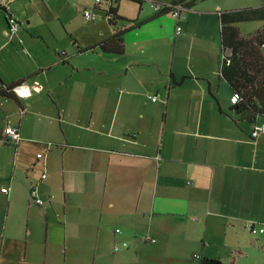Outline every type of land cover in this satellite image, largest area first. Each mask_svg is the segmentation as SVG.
Returning a JSON list of instances; mask_svg holds the SVG:
<instances>
[{"label": "crops", "instance_id": "crops-1", "mask_svg": "<svg viewBox=\"0 0 264 264\" xmlns=\"http://www.w3.org/2000/svg\"><path fill=\"white\" fill-rule=\"evenodd\" d=\"M42 2L52 10L50 0ZM90 3L91 0L72 1L73 6H79L81 10ZM119 3L117 14L122 17ZM194 4L185 9L189 17L211 12H197ZM185 10L182 11V19H186L183 14ZM52 12L51 21L63 20L64 15L59 10ZM14 17L20 25L15 14ZM140 25L128 27L134 26L135 29ZM128 27L124 25L123 28ZM52 33L50 31L49 41ZM112 33L109 32L104 38ZM126 33L123 36L124 52L117 55L125 57L122 62L124 67L113 73L114 76L120 75V78L111 80L112 90L116 91L112 94L98 93L87 97L81 85L87 79L81 77L80 72L93 69L68 62L63 48L60 50L61 46L56 43L47 44L45 51H53L56 57L64 54L60 58V65L59 61H52V66L32 60L22 69L19 68L21 73L1 74L0 81L3 83L19 79H23V83L15 89L16 101L0 97V106L7 105L10 110L18 108L22 112L18 121L10 123L19 129L20 141L17 143L2 138V129L8 122V116L11 117L7 111L2 114L0 178L14 183L16 162L23 163L20 168L24 166V170L28 171V166L24 164L27 160L24 149L26 145H31L29 143L45 145L48 152L54 147L60 157L56 178H60L64 203L68 204L54 233L62 235L65 245L96 246L92 248V255L82 253L62 259L47 255L45 249L43 253L46 254L33 257L28 264H103L105 256H110L104 254L103 245L106 241H117L124 247L111 256L114 264H194L193 256L198 252L201 260L210 259L204 255L203 244L200 247L204 241L200 235V224L202 220L206 227L209 224L206 216L228 217L243 223L244 227L247 222H254L255 227L258 221L264 222V133L252 140V124L230 111L233 93L220 78L219 69L216 76L206 68L207 73L185 74L171 65L168 71L170 80L166 79L165 97L155 107L161 114L157 121L153 113L139 112L142 107V89H139L142 80L137 76L142 72H135V69H150V66L143 65L139 59L130 56L131 53L128 54ZM21 36V44L17 42L16 36L10 39L5 37L12 49L20 48L23 51L25 48ZM38 36L41 42L46 39L41 32ZM27 41L29 45H34L35 40ZM6 45L4 42L0 48ZM94 51L96 49L90 52ZM54 70L53 84L45 80L43 83L38 82V78L46 75L44 71ZM30 79H33V85L24 97L21 88ZM171 80L172 83L175 81L180 84H173L171 88ZM187 81H193L198 90L183 91ZM55 84H63L64 91L61 92ZM118 86L130 93H121L122 89H117ZM223 89L231 92L229 100L222 93ZM83 92L85 95H82ZM41 93H45L52 101L51 115H43L52 123V127L46 130L49 137L44 140L36 137L34 132L42 130V126L37 123L40 117L36 120L33 116L24 115L32 107L42 109L38 102ZM75 94L84 97L83 101ZM88 100L92 106H88ZM72 102L76 104L72 106ZM157 103L158 100H152V104ZM71 116L74 117V123L63 122V118ZM116 121L120 123L116 124ZM242 123L249 124L247 134L243 131ZM158 138H161L159 143ZM22 141L28 143L22 145ZM9 145L20 149L18 156L14 153L13 165ZM42 158L43 167H46V156L42 155L38 159ZM25 179L30 192L33 184L27 176ZM45 179L47 175L41 178ZM4 186L1 185L0 190ZM0 193L7 196L5 208L8 219L15 194L10 191L7 194ZM72 212L76 216H70ZM113 224L119 225L115 227L120 228L119 233ZM27 234H30L28 226ZM145 237L155 241H144ZM54 238L53 232L48 231L47 240ZM3 241L1 234V257L4 254Z\"/></svg>", "mask_w": 264, "mask_h": 264}, {"label": "rangeland", "instance_id": "rangeland-1", "mask_svg": "<svg viewBox=\"0 0 264 264\" xmlns=\"http://www.w3.org/2000/svg\"><path fill=\"white\" fill-rule=\"evenodd\" d=\"M7 1L20 21L18 36L22 35L25 52L20 48L17 50L12 49V46L8 43L9 40L3 34L4 29H6L3 21L4 15L0 11V46L4 42L7 44V47L0 48V79H2L1 74L21 73L19 68L22 69L24 65L32 60L45 64L50 63L52 66H54L52 61H59L60 65L61 55L56 57L53 51H45L47 50V44L56 43L61 46L60 50L63 48V53L68 56V62L79 67L86 66V69L89 67L93 69L80 72V76L87 79L86 83L81 84L87 92V97L98 93L112 94L116 92L112 90L113 82L111 80L120 78V75L114 76L113 73L124 67L122 62L125 57L102 53L97 48L94 52L81 51L89 45L95 47L102 38L113 31L114 28L107 23L103 15L95 22H87L83 19L81 8L73 6V0H59L58 2L50 0L49 6L52 7V10L42 0ZM171 1L122 0L119 3V14L122 15L123 20H119L117 28L122 29L124 25L128 27L133 24H141L140 27L128 31L125 40L128 54L131 53L130 56L139 59L143 65L150 66V69H146L147 67L135 69V72H142L137 76L142 80V86L139 88L142 89V107L139 112L142 114L151 112L157 121L160 120L161 114L160 110L155 107L165 97L166 79L170 80L168 71H170L171 65L174 69L177 67L185 74H201L204 71L206 72V68L209 69L208 71L211 74L214 72L216 76V71L220 68L222 59L218 10L253 8L262 4L261 0H197L194 4L197 12H211L206 15H192V17H189V12L185 10L183 14L186 19L179 22L182 31L176 34L175 21L170 12L156 13L152 6V3L164 5L170 4ZM56 10L63 13L62 21H51V12H56ZM237 27L242 35H247L262 29L264 20L241 22L237 24ZM50 31L53 33L49 41ZM39 32L46 37L43 42L38 36ZM25 38L35 40L34 45H29ZM261 51L264 54V47ZM158 67H160L161 73ZM44 72L46 75L38 78V82L43 83L45 80L53 84L55 82V70ZM101 72L102 74H100ZM100 76L102 77L100 78ZM25 84L21 91L27 93L32 88L33 79L26 81ZM56 84V88H60V91L63 92L64 85L59 86ZM169 84L172 88V80L169 81ZM183 88L185 92L191 89H193V92L198 90L193 81H187ZM117 89L122 88L118 86ZM120 91L123 93L125 90ZM125 93H130V91L127 90ZM222 93L226 94V99L229 100L231 92L223 89ZM25 95L28 94H24V97ZM75 95L83 101L84 97ZM82 95H85L84 92ZM153 97L158 100L157 104H152ZM38 102L41 104L42 109L32 107L24 115L33 116L36 120L40 117L37 123L42 126V130H38V132L33 130L37 135L36 137L44 140L49 137L46 130L48 127H52V123L43 115H51L52 101L45 93H41ZM71 104L74 106L76 103L72 102ZM88 106H92L90 100H88ZM10 109L7 105L0 106V125L2 114L5 111L11 116H8L9 123L18 121L22 116L18 108L16 110ZM71 117L63 118V122L74 123V117ZM115 119H117V116H115ZM119 123L120 121H116V124ZM242 127L244 133L247 134L250 128L249 124L242 123ZM32 128H34V124H32ZM73 136L74 134L71 137ZM160 139L158 138V143ZM46 142L49 141L46 140ZM27 143L20 142L22 145ZM29 144L31 145L29 147L26 145L24 149L27 158L24 164L26 163L28 166V171L24 170V166L20 168L23 163L16 162L15 182L10 184L4 178H0V187L5 184L4 187L8 189V192L15 194L7 219L5 208V198L7 196L0 193V235L2 234V237H4V254L2 257L0 256V264H28L33 257L36 258L41 254H46L43 253L45 249L47 255L52 254L56 259L68 258L73 255L78 256L82 253L83 255L85 253L92 255V248H95V245L84 246L72 243L65 245L62 235L58 236L54 233L55 227H58L61 222L63 211L68 205L64 203V192H61L60 178H56L59 153L54 147L50 150L51 152H48L45 145ZM9 148L12 149L11 164L13 165L14 153L16 152V156H18L20 149L17 150L10 145ZM37 153L46 156V167H43V158H37ZM42 173L47 175V179L41 180L40 175ZM25 176L33 184L32 187L36 190L37 196L44 203L42 206L36 205L32 200L27 189ZM69 215L74 217L76 213L72 212ZM206 217L209 223L208 226H205L204 220L200 224V235L204 238V241L200 243V247L203 244L204 255H207L210 259H218L223 264H264L263 221H258L256 225L257 232L252 234L245 229L243 223L240 224L241 222L228 217L221 218L213 215ZM242 221L244 222L243 219ZM27 226L30 232L29 235L27 234ZM115 227H119L118 224H113V228L120 230V228ZM260 229L263 231L260 232ZM48 231L53 232L55 237L51 241L47 240ZM126 246L128 247V244ZM103 248L104 254L110 255L105 256V263L103 264H114L111 256L119 253L124 247L117 241H106ZM193 261L195 260L193 259ZM194 264L198 263L195 261Z\"/></svg>", "mask_w": 264, "mask_h": 264}, {"label": "trees", "instance_id": "trees-1", "mask_svg": "<svg viewBox=\"0 0 264 264\" xmlns=\"http://www.w3.org/2000/svg\"><path fill=\"white\" fill-rule=\"evenodd\" d=\"M197 0H172L169 5L182 3L186 8L191 7ZM257 7H246L218 11L220 44L222 59L219 68L220 78L229 86L238 99L232 104L230 111L240 115L242 120L254 124L257 119L264 115V27L254 33L242 35L237 24L247 21L264 20V0ZM159 12L171 10L164 5ZM0 3V11L3 13ZM12 10V9H11ZM114 18L107 20L112 26L113 33L102 39L94 47H88L84 51H93L96 48L102 53L121 55L124 52V34L133 29L117 28L122 17L117 14V5L112 9ZM4 15V14H3ZM5 20V17H4ZM64 56V54H62ZM23 83V79L3 83L0 81V97L16 101L15 89ZM179 85V82L173 83ZM31 192V190H30ZM199 264H223L217 259H202Z\"/></svg>", "mask_w": 264, "mask_h": 264}, {"label": "built area", "instance_id": "built-area-1", "mask_svg": "<svg viewBox=\"0 0 264 264\" xmlns=\"http://www.w3.org/2000/svg\"><path fill=\"white\" fill-rule=\"evenodd\" d=\"M121 1L122 0H91L90 5L82 8L81 10L83 19L87 22H90V21L94 22L98 19L100 15H103L106 18V20L113 19L114 16L112 13V9L115 8L116 5ZM1 5H2V8L4 9L3 14L5 17V23H6V29L4 30V35L8 37L9 39L13 37L15 38L16 36L17 42L21 44L22 40L20 37H18V31H19V26H20L19 22L14 17V14L7 0H2ZM164 5H168L171 7L170 14L176 23L175 32L176 34H179L181 32V27L177 24V22L183 18L182 11L185 10L186 7L182 3H176L173 5H169V4H164ZM164 5H160L158 3H152V6L155 12H159L160 10H162L163 9L162 7ZM23 52H25V49H23ZM232 99L234 103L238 99L237 94H233ZM152 100L155 101L156 98L153 97ZM263 133H264V115L259 117L257 121L254 124H252V131L250 133V137L252 140H255L257 137H259V135ZM1 136L3 139H6L12 143H17L18 141H20V134H19L18 127L13 126L8 122L5 123L2 129V132H1ZM37 157L41 158L42 155L38 154ZM45 177H46V174L43 173L41 175V178H45ZM0 191L6 194L8 193V189L6 187L1 188ZM30 195L36 205L42 206L44 204L42 200L37 196L36 190L34 188L31 189ZM245 227L252 234L257 232L254 222H247ZM262 231L263 230L260 229V232ZM116 232H119V230H116ZM144 241L154 242L155 240L150 237H145ZM193 259L198 264L201 262L200 255L195 254L193 256Z\"/></svg>", "mask_w": 264, "mask_h": 264}, {"label": "snow or ice", "instance_id": "snow-or-ice-1", "mask_svg": "<svg viewBox=\"0 0 264 264\" xmlns=\"http://www.w3.org/2000/svg\"><path fill=\"white\" fill-rule=\"evenodd\" d=\"M24 94H27L26 92Z\"/></svg>", "mask_w": 264, "mask_h": 264}]
</instances>
